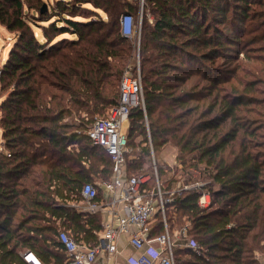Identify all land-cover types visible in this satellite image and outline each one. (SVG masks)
Wrapping results in <instances>:
<instances>
[{"label": "trees", "instance_id": "16d2710c", "mask_svg": "<svg viewBox=\"0 0 264 264\" xmlns=\"http://www.w3.org/2000/svg\"><path fill=\"white\" fill-rule=\"evenodd\" d=\"M136 9L128 0H0V23L16 34L0 75V264H29L28 250L64 264L62 230L98 244L102 216L70 203L85 183L113 176L111 155L86 132L119 103L137 51L120 16ZM140 58L145 107L129 114L127 174L146 172L150 143L155 154L173 144L187 180L208 178L212 194L209 207L198 203L203 188L168 205L169 222L186 217L202 249H185L183 264H264V0H147ZM169 170L160 165L162 180Z\"/></svg>", "mask_w": 264, "mask_h": 264}, {"label": "built area", "instance_id": "2783aa9c", "mask_svg": "<svg viewBox=\"0 0 264 264\" xmlns=\"http://www.w3.org/2000/svg\"><path fill=\"white\" fill-rule=\"evenodd\" d=\"M137 1L142 19L146 0ZM120 25L125 37L135 36L137 23L131 12H124L120 16ZM139 105L145 107L141 76H133L130 69H126L120 84L118 105L110 116L96 118L87 130L93 144L104 147L111 155L113 176L103 183L110 191L106 200H97V186L92 182L85 183L82 188L85 203L79 208L90 213L100 211L107 215V220L98 232L99 242L95 246L76 240L65 230L59 232L58 239L67 256L64 264H177L176 252L180 248L201 253V246L191 234L189 223L174 232L171 230L168 205L188 190L203 188L198 203L202 207H209L212 194L205 189L204 183H185L180 188L166 191L158 179L157 169L153 184L149 173L127 174V153L130 148L125 123L131 109ZM150 147L154 155L151 143ZM121 204L124 213L120 212ZM159 225L163 226V230L155 233ZM123 233L128 235V242L136 252L126 260H119V238ZM23 257L29 264H46L30 250L23 253ZM112 257L118 260H111Z\"/></svg>", "mask_w": 264, "mask_h": 264}, {"label": "rangeland", "instance_id": "374dc122", "mask_svg": "<svg viewBox=\"0 0 264 264\" xmlns=\"http://www.w3.org/2000/svg\"><path fill=\"white\" fill-rule=\"evenodd\" d=\"M49 2H54L55 3V0H47ZM130 1L131 3H133L135 6H137V9L135 10V12H131L134 17H135V20H136V23H137V31H136V34L135 36L133 37V40H134V43H135V47L137 49L136 53H135V61H132L131 64H130V72L133 76H137V75H140L141 76V79H142V73H141V58H140V37H141V32H142V25H143V17L141 19V11H140V7H139V4H138V1L137 0H128ZM147 2V0H146ZM145 2V4H146ZM145 8V7H144ZM103 14V12H101ZM104 15V14H103ZM144 16V14H143ZM148 16V19L149 21H152L153 18H154V15L150 12H148L147 14ZM36 31L38 32V35L40 36V31L39 29H36ZM15 32L14 31H11L9 30L7 27H5L4 25H2L0 23V75L2 73V68L4 66V62L6 61L8 55H9V52L12 48V46L14 45V41H15ZM254 36V34H253ZM132 39V38H131ZM257 44L255 45H258V43L260 42H256ZM242 55V53H241ZM221 61H225V60H220L219 58V62L218 63H222ZM231 65H229V63H226V64H222L221 67L223 68H227V67H230ZM188 67H190V69L192 68L191 64L189 63ZM193 79V77H192ZM2 81L0 79V101H1V95H3L2 91H1V86H2ZM142 85H143V97H144V84H143V81H142ZM254 107V106H253ZM112 110H113V107H109L107 108V110L105 111V113L101 114V115H96L94 117V120L96 118H102V117H106V116H110L112 114ZM130 120L128 119L125 123L126 125V129L127 131L129 132V127H130ZM146 127H147V132H148V135L150 136V132H149V120H146ZM263 131V130H262ZM141 138L138 137L137 138V141L140 140ZM3 137H2V129H1V126H0V146L2 145L3 143ZM150 145V144H149ZM167 147V148H166ZM164 148H166V150L164 151L163 149L153 155L152 152L150 153V156H146V158L144 159V163H143V168L146 170V172H141V173H149L152 177V180H151V183H155L156 181V169H157V173L159 171V168H160V165H162L163 163L166 164V166L168 168H170V170L167 172V176L164 177V180H166L168 177L171 178L173 177L174 179H176V181L172 184L173 187L175 188H180L182 187L185 183L186 184H195V183H204L205 185V189L207 190H210L209 187H207V184L210 182V180L206 177H199V173L195 172L194 173V178L191 179L190 181L187 180V174H184V171L181 170L182 169V165L179 164L176 160V155H177V151H178V148L176 146H174L173 144H169L167 146H165ZM164 151V152H163ZM161 154H163V157L166 159L164 160V158L161 156ZM133 154L132 152L130 151L129 152V155H127V158L128 160H131L132 159ZM168 160V161H167ZM168 170V169H167ZM190 170V169H189ZM192 170V169H191ZM131 173L133 172V169L131 168ZM158 179L160 180V183L162 185V180L158 174ZM97 182H100V181H97ZM165 185V184H164ZM163 187V186H162ZM176 218L173 217V221H172V224L170 223V228L171 230L174 232L176 231L180 226H182L181 224H179L178 222V217L177 215L175 216ZM182 218V223H186V217H180ZM185 251L184 248H181L178 252L179 253V257H178V264H183V259L185 258H188V256L183 252ZM258 252H256L257 254Z\"/></svg>", "mask_w": 264, "mask_h": 264}, {"label": "crops", "instance_id": "0c3cea01", "mask_svg": "<svg viewBox=\"0 0 264 264\" xmlns=\"http://www.w3.org/2000/svg\"><path fill=\"white\" fill-rule=\"evenodd\" d=\"M1 116V115H0ZM0 126H1V123H0ZM2 129V128H1ZM125 130H126V127H125ZM4 148V142L2 143V145L0 146V149H3ZM167 148V147H166ZM166 148H163V150L165 151L166 150ZM153 151H154V149H153ZM163 151V152H164ZM154 155H155V152H154ZM161 156L163 157V154H161ZM164 158V157H163ZM164 160H166L165 158H164ZM168 161V160H167ZM111 179V178H110ZM109 179V180H110ZM105 181H103V182H97L98 183V188L99 189H101V195H100V198H101V200H106L108 197H109V194H110V191H108V189H106L104 186H103V183H104ZM153 184V183H152ZM83 196V195H82ZM83 203H85V201H84V197H83V199L82 200H80V201H78V202H73V203H70L72 206H74V207H76L78 210H80V211H83V210H81L80 208H79V206L80 205H82ZM85 212H88V211H85ZM120 212H122V213H124V211H123V204H121L120 205ZM97 213H99L101 216H102V225L104 224V222L107 220V215L106 214H104V213H101L100 211L99 212H97ZM98 236H99V234H98ZM119 247H120V252H121V254H119V256H118V259L119 260H126L127 259V257L128 256H130V255H132V254H134L135 252H136V249H135V247L131 244V243H129L128 242V235L127 234H121V236H120V238H119ZM181 249V248H180ZM185 249H187V248H185L184 247V250ZM22 255H23V253H22ZM103 258H104V255H102V257H101V260L103 261ZM118 259H116L115 257H112V259L111 260H114V261H116V260H118ZM177 264H178V260H177Z\"/></svg>", "mask_w": 264, "mask_h": 264}, {"label": "water", "instance_id": "95a60500", "mask_svg": "<svg viewBox=\"0 0 264 264\" xmlns=\"http://www.w3.org/2000/svg\"><path fill=\"white\" fill-rule=\"evenodd\" d=\"M48 7L47 3H44L43 6H42V11L46 10Z\"/></svg>", "mask_w": 264, "mask_h": 264}, {"label": "bare ground", "instance_id": "6f19581e", "mask_svg": "<svg viewBox=\"0 0 264 264\" xmlns=\"http://www.w3.org/2000/svg\"><path fill=\"white\" fill-rule=\"evenodd\" d=\"M87 133V132H86ZM25 253V252H24ZM35 254V253H34Z\"/></svg>", "mask_w": 264, "mask_h": 264}]
</instances>
